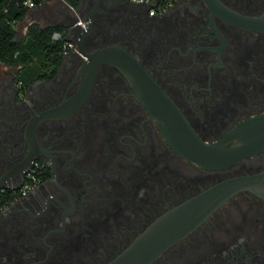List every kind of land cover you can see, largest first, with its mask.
Returning <instances> with one entry per match:
<instances>
[{
    "label": "flooded vegetation",
    "instance_id": "flooded-vegetation-1",
    "mask_svg": "<svg viewBox=\"0 0 264 264\" xmlns=\"http://www.w3.org/2000/svg\"><path fill=\"white\" fill-rule=\"evenodd\" d=\"M80 5L94 15L85 49H132L204 140L264 113V30L227 14L259 17L264 0H174L154 15L134 0ZM85 60L70 50L58 72L29 84L0 72V264H107L174 206L264 170V149L225 169L180 155L108 63L75 111L37 122L88 83ZM30 170L35 184L21 194ZM152 264H264V199L234 194Z\"/></svg>",
    "mask_w": 264,
    "mask_h": 264
},
{
    "label": "water",
    "instance_id": "water-1",
    "mask_svg": "<svg viewBox=\"0 0 264 264\" xmlns=\"http://www.w3.org/2000/svg\"><path fill=\"white\" fill-rule=\"evenodd\" d=\"M100 2L101 0H97V4ZM81 5L74 11L76 18L69 24L67 33L70 35L68 39L77 44L80 54L86 59L80 72H84L89 81L77 95L58 108L41 111L35 117L37 122L75 111L88 96L100 67L108 63L128 77L137 98L156 120L167 142L185 158L203 167L225 169L264 149V113L239 123L220 140L206 141L132 49L121 43L107 44L93 51L85 49V42L92 33L94 15L92 13L86 16L85 26L77 24L79 14L82 13ZM227 14L241 25L264 30V14L259 17L228 11ZM8 110L10 114L16 113L13 107ZM5 122L8 124L6 120ZM1 189L3 186L0 184ZM243 190L253 191L264 199V170L229 177L174 206L158 217L125 251L107 264H152L169 247L194 231L227 199Z\"/></svg>",
    "mask_w": 264,
    "mask_h": 264
},
{
    "label": "trees",
    "instance_id": "trees-1",
    "mask_svg": "<svg viewBox=\"0 0 264 264\" xmlns=\"http://www.w3.org/2000/svg\"><path fill=\"white\" fill-rule=\"evenodd\" d=\"M35 1L38 5L43 2ZM28 9L18 0H0V64L21 67L19 78L26 84L58 72L67 40L63 26L38 23H32L26 34L20 36L16 25ZM57 32L62 33L61 39L55 38Z\"/></svg>",
    "mask_w": 264,
    "mask_h": 264
},
{
    "label": "crops",
    "instance_id": "crops-1",
    "mask_svg": "<svg viewBox=\"0 0 264 264\" xmlns=\"http://www.w3.org/2000/svg\"><path fill=\"white\" fill-rule=\"evenodd\" d=\"M80 1L81 0H43L41 4L28 9L25 18L17 23L16 29L20 32L19 29L22 26L26 34L28 27L32 23H38L41 26L61 25L65 28L64 30L67 33L69 24L76 18V13L74 11L78 9ZM79 15L82 19L86 20V16L83 13ZM66 16H70V19H66ZM68 37H70V35L67 33V39ZM8 68H10L11 71L14 70L17 72V76L19 77L21 67H11L0 64V72H6ZM6 121L9 125H12L11 119Z\"/></svg>",
    "mask_w": 264,
    "mask_h": 264
},
{
    "label": "built area",
    "instance_id": "built-area-1",
    "mask_svg": "<svg viewBox=\"0 0 264 264\" xmlns=\"http://www.w3.org/2000/svg\"><path fill=\"white\" fill-rule=\"evenodd\" d=\"M18 1L21 2L27 8H34L38 5L35 0H18ZM134 1L144 5H149L150 14L154 15L155 13L165 12L168 6L172 4L174 0H134ZM77 24L81 26H85L87 24V21L80 17L77 21ZM61 37H62L61 32H57L55 34V38L61 39ZM73 49H77L76 43L70 39L65 40L63 44V51H62L63 54H67L68 51ZM34 184H35V177L33 174V170H30L21 189V194H26L34 186ZM3 196H4V191L0 190V210L3 209L6 205V203L3 200L4 198Z\"/></svg>",
    "mask_w": 264,
    "mask_h": 264
},
{
    "label": "rangeland",
    "instance_id": "rangeland-1",
    "mask_svg": "<svg viewBox=\"0 0 264 264\" xmlns=\"http://www.w3.org/2000/svg\"><path fill=\"white\" fill-rule=\"evenodd\" d=\"M19 35L20 36H24L25 34V31H24V28L21 26L20 29H19ZM6 72H11L10 68H8V70Z\"/></svg>",
    "mask_w": 264,
    "mask_h": 264
}]
</instances>
